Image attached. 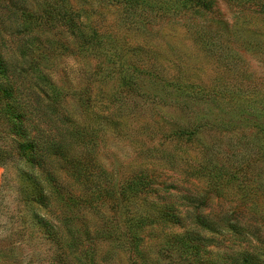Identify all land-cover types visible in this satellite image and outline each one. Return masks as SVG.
Here are the masks:
<instances>
[{"label":"rangeland","instance_id":"obj_1","mask_svg":"<svg viewBox=\"0 0 264 264\" xmlns=\"http://www.w3.org/2000/svg\"><path fill=\"white\" fill-rule=\"evenodd\" d=\"M212 3L210 9H160L152 0V10L140 11L145 17L135 22L130 9L110 0H0V53L9 68L26 79L40 69L66 93L68 108L78 109L77 96L84 91L91 97L102 91L110 99L121 94L115 103L92 97L96 111L111 113L98 119L93 126L98 137L85 148L99 167L93 174L101 170L117 185L135 170L152 169L160 196L154 197L171 202L181 217V224L163 219L146 226L141 251L134 253L124 235L122 205L74 208L85 248L69 252L63 226L54 218L60 204L32 205L27 181L8 161L0 166V264H76V256L80 264H189L173 238L188 229L204 237L202 256L217 264L236 263L239 250L264 249V229L255 238L245 231L213 233L193 221L197 211L215 219L238 207L233 220L260 227L255 219L239 217L247 210H241L243 199L233 186L223 196L207 192V203L197 207L205 178L188 175L204 156L228 159V165L246 162L251 143L259 149L260 141L258 135L249 138L252 126L246 123L264 121V10ZM44 6H53L56 14L69 9L94 50L80 47L60 20H46ZM124 73L130 85L122 82ZM177 127L194 132L176 139ZM8 140L0 129V143L9 147ZM252 170L264 189V165Z\"/></svg>","mask_w":264,"mask_h":264},{"label":"trees","instance_id":"obj_2","mask_svg":"<svg viewBox=\"0 0 264 264\" xmlns=\"http://www.w3.org/2000/svg\"><path fill=\"white\" fill-rule=\"evenodd\" d=\"M110 1L121 2L125 9H130L131 17L133 15L132 19L135 22L145 17L139 13L140 11H144L145 8L149 11L153 8L152 0ZM154 1L160 9L163 7L180 9L188 6L210 9L213 4L212 0ZM225 2L237 5L241 9L247 8L257 12L264 10V0H225ZM137 9L139 11H133ZM44 13L46 20L54 18L60 20L67 31L75 35V39L76 37L79 39L80 47H84L88 52L94 50L91 37L79 28L69 9L56 14L53 6H44ZM121 76L123 83L131 84L129 75L124 73ZM29 78L26 79L25 74L9 68L0 53V129L4 138L9 139V147L5 146L6 141L0 143V166L8 161L16 163L18 174L29 186L32 205L36 203L51 209L55 204H60L59 213H56L54 218L58 221V225L63 226L68 239L65 244L69 252L85 248V238H81L82 232L74 224V208L110 205L117 209L122 205L125 213L124 235L128 236V246L134 253L141 251L139 247L143 240L141 231L146 226L163 219L181 224V217L176 214L173 204L166 199L158 200L154 197L160 196L154 190L156 181L152 169L135 170L118 181L117 185H113L111 179H107L106 174L101 170H98L99 174H93V169L99 167L95 165L97 164L95 157L85 148L91 138L93 140L98 137V128L93 127L98 119L110 117L111 113L103 114L101 111H96L97 109L92 107L91 100L93 96H97L100 99L107 98L106 102L115 103L114 101L121 100L120 93L116 92L115 98L110 99L111 97L105 96L102 91L97 94L92 93V97L90 91H84L82 95L77 96L80 99L78 109H73L68 108L64 103L66 93L51 82L40 69L35 73V78ZM26 82L28 83L25 84ZM83 112L90 122L80 119L79 113ZM246 125L252 126L247 130L250 139L260 136L259 149H255L257 146L251 143L250 148L253 150L250 151L246 162L228 165L225 164L228 159L221 158L214 161L211 156H204L197 161L193 170L188 171V175L205 178L203 194L196 197L197 207L207 203L209 197L207 192L215 196H223L226 188L233 186L234 191L243 199L240 203L241 206L243 205L241 210L243 208L247 210L245 214L240 212L239 217L245 215L252 220L255 219L260 227L251 226L249 229L246 226L248 224L241 219V222L237 219L233 220L240 210L238 207L233 211L227 209L216 213L215 219L197 211L193 219L197 225L213 233L223 232L224 229L235 233L245 231L246 234L256 238L254 234L260 228L264 229V189L260 182L255 183L252 176L257 173L254 174L252 169L255 168L256 163L258 168L264 165V139H262L264 121L256 124L248 122ZM177 128L172 132V136L176 139H182L183 136L187 138L194 132V128L189 131L188 128ZM247 168H250L248 169L250 172ZM57 169L58 172H55ZM32 214L43 222L36 212ZM173 238L182 252L189 255V264H217L216 260L202 256L204 243L199 240L204 237L194 229L185 230L180 235H174ZM261 249L239 250L234 264H264V249ZM66 257L68 260V254ZM76 257V264H80L79 256ZM90 258L92 259L91 255L88 256L89 261Z\"/></svg>","mask_w":264,"mask_h":264}]
</instances>
